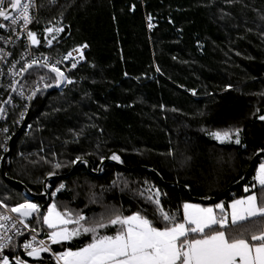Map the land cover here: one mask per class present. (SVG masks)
Wrapping results in <instances>:
<instances>
[{"label":"trees","instance_id":"16d2710c","mask_svg":"<svg viewBox=\"0 0 264 264\" xmlns=\"http://www.w3.org/2000/svg\"><path fill=\"white\" fill-rule=\"evenodd\" d=\"M52 25L63 31L50 53L88 47L84 62L70 74L73 83L62 92L40 93L13 140L6 174L33 194L43 192L54 163L65 165L55 169L65 174L80 156L96 169L101 157L115 153L125 166L151 167L165 181L208 199L238 181L253 155L264 150L259 119L264 115V0H40L34 29L43 34ZM42 75L55 81L54 74L34 68L22 83L31 87ZM229 128L242 129L240 144L208 135ZM7 149L0 148V164ZM260 162L264 156L243 185L216 203L228 211L234 199L264 196L260 186L249 188ZM59 184L68 195L57 192L58 208L73 205L89 220L137 211L153 218L155 206L146 197L157 190L166 210L182 215V205L192 202L179 185H166L149 170L106 164L97 176L81 163L69 177L48 183V198L31 199L42 212ZM25 199L23 187L6 180L0 166V200L12 207ZM247 223L253 230L264 228L261 218ZM31 226L44 231L34 220ZM89 240L84 235L54 248L75 250ZM14 242L19 245L21 238ZM23 259L55 264L47 253L39 260Z\"/></svg>","mask_w":264,"mask_h":264},{"label":"snow or ice","instance_id":"6c2138e0","mask_svg":"<svg viewBox=\"0 0 264 264\" xmlns=\"http://www.w3.org/2000/svg\"><path fill=\"white\" fill-rule=\"evenodd\" d=\"M36 7V0H0V20L3 21L0 22V29L16 32L19 26L31 45H39L37 33L28 27L35 20L32 10ZM151 20L152 17L149 16V28L153 27ZM62 31L63 28L45 29L49 34ZM4 39L0 36V40ZM6 42L12 41L9 38ZM47 43L51 46L52 40ZM87 47L85 44L73 51L79 53L83 59V49ZM5 55L8 54L0 49V59ZM69 57H72L71 52L64 59ZM24 58L22 55L21 60ZM60 62L50 64L47 57L43 58V62L36 57L26 61L19 73L13 72L15 64L19 61L14 62L9 72L15 76L26 73L33 67H43L55 73L57 87L64 81L73 83L56 66ZM77 63L78 61L73 62L71 67L76 68ZM44 79L45 77H40V80ZM18 83L19 81L14 80L9 87L23 96L22 87L19 91L15 87ZM45 87L52 85L46 84ZM4 103L10 104L11 99ZM5 111L6 109L0 106V119L4 117ZM259 119L264 121V115L259 116ZM0 131L7 132V129ZM241 131L240 128H229L209 131L208 135L221 143L240 144ZM103 159L101 157V160ZM109 159L120 161V156L113 153ZM82 160L83 158L78 156L71 163ZM62 166L65 165L54 163V170L48 175H56L55 169ZM253 180V188L259 185L264 190V163L257 168ZM64 187L63 184L59 185L52 195L55 196ZM244 190L248 192L250 189L245 187ZM147 191L151 192V188ZM146 199L155 206L153 218H149L143 211H137L131 215L117 213L107 219L102 217L92 220L68 208L60 210L55 202L47 206L46 212H42V206L29 199L12 207L0 200V208L6 209L5 212H0V264H11L5 249L14 250L19 246L28 257L39 260L42 259V253L52 251L51 245L65 244L84 235L89 236L90 240L83 246L75 250L64 248L60 252L52 253L55 264H264V228L253 230L247 223L255 218L264 221V196L258 198L257 194L253 193L234 199L228 205L230 212L226 211L223 203H217L214 207L184 203L182 215L179 210L172 212L165 209L158 190ZM216 210H219V215ZM33 220L36 224L46 225L50 230L46 233L50 243L43 239L37 240V229L31 226ZM158 223L162 226H157ZM109 228L114 229L112 234L101 231ZM22 229L30 230L32 235L30 239H24L22 244L17 245L14 237H24L25 232ZM13 259L15 264H28V261L20 256H14Z\"/></svg>","mask_w":264,"mask_h":264},{"label":"built area","instance_id":"2783aa9c","mask_svg":"<svg viewBox=\"0 0 264 264\" xmlns=\"http://www.w3.org/2000/svg\"><path fill=\"white\" fill-rule=\"evenodd\" d=\"M51 3H58L62 0H49ZM37 7L32 10V15L35 16V20L28 26L30 30L37 33V38L40 40L39 45H31L28 41V38L26 34L21 31L19 26H17L16 32L6 31L4 29H0V36H3L5 39L0 40V49H3L4 53H7L8 55H5L3 59H0V106H2V103L6 99L7 93L11 91V87L9 85H12L14 80L17 81V79L20 77L21 74H17L13 76L9 69L12 68L13 63L16 61H19V63L15 64V68L13 69V72L19 73V69L21 66L26 62L30 61L33 58L39 57L41 59V62H43V58L47 57L48 62L50 64L56 63L57 61H61L56 66L61 69L65 73V76L71 80V72L76 70L77 67L84 62L85 60V52L87 48L83 49V59L80 58V54L73 51L76 48L81 47V44L76 46L75 48H72L69 51L64 52L61 55H55L49 52V49L54 46L56 40L59 39L61 32L59 33H52L49 34L45 32V29H43V34L39 30L34 29L36 23L38 22L40 18V0H36ZM0 22H3L0 20ZM51 26H48L49 28ZM53 36L55 38H53ZM11 39V43H7L6 40ZM52 40L51 46L48 45L47 41ZM72 53V57H69L68 59H64V57L69 53ZM30 53V54H27ZM24 55V60H21V56ZM77 63L76 68H72L71 65L73 62ZM45 77L44 80H40V77L34 82V84L31 87L26 88L23 83H21L17 90L19 91L22 87L23 89V96H20L15 92L14 96L11 98V103L6 104L5 106V113L4 117L0 119V130L7 129V132L0 131V148L6 149L9 144L10 138L17 132L18 128L21 127V125L24 122V119L28 113L29 103L31 98L34 96L33 93L36 92L39 88L44 87L46 84H53L56 83V81L48 83L49 78L46 75H42ZM69 83L66 81L62 82L59 87H57V91L62 92L64 89L68 87ZM31 97V98H29ZM21 113H23V117H21ZM15 114L14 119L12 116ZM31 200V199H29ZM32 201V200H31ZM33 202V201H32ZM23 203V202H22ZM35 203V202H34ZM6 209L0 208V212H5ZM15 215V214H12ZM22 227V226H21ZM25 232L24 237H14V241L18 238H21V243L24 239H30L32 233H30V230L28 229H22ZM11 234V233H10ZM37 240H45L46 243H50L46 238V231L38 232L36 233ZM19 244V245H20ZM52 251L47 253L50 254L52 257V253H56V249L51 245ZM5 254L9 256L11 264H15V261L13 259L14 256H20L22 259L23 257L27 256L24 249L22 247L18 246V249L11 250L10 252L6 251ZM44 254L42 253L41 256L43 257Z\"/></svg>","mask_w":264,"mask_h":264},{"label":"water","instance_id":"95a60500","mask_svg":"<svg viewBox=\"0 0 264 264\" xmlns=\"http://www.w3.org/2000/svg\"><path fill=\"white\" fill-rule=\"evenodd\" d=\"M34 68H42V69H45V70L50 72V70L47 69V68L33 67L32 69H34ZM28 72L23 73V74L20 75V77L17 79V81H19V83L15 85L16 88H18V86L23 82V80L27 76ZM50 73H52V72H50ZM52 74L55 75V73H52ZM51 85H52V87H47L46 88L44 86V87L39 88L35 92V95L31 98L30 103H29L28 113H27V115H26V117L24 119V122L21 125V127L18 129V131L10 138L9 144H8V149H7L6 153L4 154V156L2 157L1 164H0L1 172H2L3 176L5 177V179L10 181V182H13V183L20 184L23 187L25 194L29 196V199H44V198H48L49 197L48 183L51 180H58V179H63V178L69 177L70 175H72L75 172L77 166L82 163V164H84L87 167V169L89 170L90 173H92L94 175H97V176L102 174L103 167L106 164L118 165L119 167H122V168L127 169V170H137V169L149 170L151 172H154L161 179V181L164 184L169 185V186L179 185L186 192L188 198L192 202L199 203V204H213V203H216V202L220 201L227 193H230L231 191H233L237 187L243 185L245 183V181L247 180V178L249 177V175L251 174V172L254 170L258 159L261 158L262 156H264V151H261V150L257 151L253 155L247 170L245 171L243 176L238 181H236L235 183L230 185L228 188H226L224 191H222L217 196H213V197H210L208 199L200 198V197H196V196L192 195L191 192H190V189L187 186L183 185V184H178V183H174V182L165 181L163 179L162 175L157 170H155V169H153L151 167L139 166V167H132L131 168V167L123 165V163L121 161H114V160H111L109 158H106V159L102 160L96 169H93V166H92L91 162L88 159L83 158L82 162L81 161L76 162L73 165V167L71 168V170L69 172L65 173V174H56L54 176L47 175L46 178L44 179V182H43V192L41 194H33L24 183H22L20 181H17L15 179H12L6 174L5 163H6L7 158L11 154L13 140L25 128V126L27 124V121H28V118L30 116L31 110L33 108L34 102H35L36 98L38 97V95L40 93L44 92V91H48V90L49 91H55L57 89L56 83H53ZM14 94H15V92H13L12 89H11V91L9 92L8 96L6 97V99L4 101L11 99L14 96ZM5 106H6V104L3 102L2 103V107L5 108Z\"/></svg>","mask_w":264,"mask_h":264},{"label":"rangeland","instance_id":"374dc122","mask_svg":"<svg viewBox=\"0 0 264 264\" xmlns=\"http://www.w3.org/2000/svg\"><path fill=\"white\" fill-rule=\"evenodd\" d=\"M51 27H53V28H59L58 26H55V25H52ZM261 163H263V162H260L258 165H257V167H256V171H257V168L259 167V165L261 164ZM256 173V172H255ZM59 185H61V184H59ZM58 185V186H59ZM64 185V184H63ZM57 186V187H58ZM65 186V185H64ZM66 188L64 187V190H65ZM65 192H67L66 190H65ZM57 194V193H56ZM55 200H56V195L55 196H53V200H52V203L53 202H55ZM71 201V200H70ZM191 204H199V203H194V202H190ZM70 204H72V201H71V203ZM217 204V203H216ZM216 204H211V205H202V204H199V205H201L202 207H209V206H211V207H214ZM60 206V208H61V210H63L65 207H64V205H59ZM69 209H71V210H73L74 212H76L75 211V209H74V207H73V205H72V207L71 208H69ZM46 229H47V227H46V225H44V230L46 231ZM79 248V247H78Z\"/></svg>","mask_w":264,"mask_h":264},{"label":"crops","instance_id":"0c3cea01","mask_svg":"<svg viewBox=\"0 0 264 264\" xmlns=\"http://www.w3.org/2000/svg\"><path fill=\"white\" fill-rule=\"evenodd\" d=\"M256 174V173H255ZM253 183H254V180H253ZM256 186H259V185H256ZM249 188H251V189H253V187H251V186H249ZM66 190V189H65ZM66 194L68 195V193L66 192ZM253 193H251V194H249V195H252ZM256 194V193H255ZM248 196V195H247ZM258 196V195H257ZM243 197H245V196H243ZM240 198H242V197H240ZM240 198H237V199H240ZM259 198V197H258ZM232 202V201H231ZM231 202H229V204L231 203ZM186 203H190V202H186ZM219 203H223V202H219ZM228 204V205H229ZM203 205V204H202ZM209 207H211V206H209ZM217 211V214L219 215L220 213H219V210H216ZM228 212H230V209H228ZM47 227V226H46ZM69 227H71V226H69ZM47 230V232L48 231H50L49 229H46ZM46 232V233H47ZM58 245H61V244H55V245H53V247L54 246H58Z\"/></svg>","mask_w":264,"mask_h":264},{"label":"bare ground","instance_id":"6f19581e","mask_svg":"<svg viewBox=\"0 0 264 264\" xmlns=\"http://www.w3.org/2000/svg\"><path fill=\"white\" fill-rule=\"evenodd\" d=\"M46 238H47V235H46ZM48 240V239H47Z\"/></svg>","mask_w":264,"mask_h":264}]
</instances>
